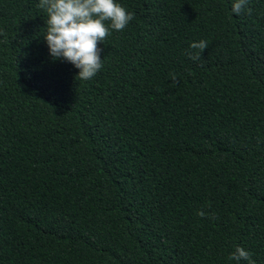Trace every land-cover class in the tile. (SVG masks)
<instances>
[{"label": "trees", "instance_id": "16d2710c", "mask_svg": "<svg viewBox=\"0 0 264 264\" xmlns=\"http://www.w3.org/2000/svg\"><path fill=\"white\" fill-rule=\"evenodd\" d=\"M115 2L85 81L0 0V264H264V0Z\"/></svg>", "mask_w": 264, "mask_h": 264}, {"label": "clouds", "instance_id": "9594fccd", "mask_svg": "<svg viewBox=\"0 0 264 264\" xmlns=\"http://www.w3.org/2000/svg\"><path fill=\"white\" fill-rule=\"evenodd\" d=\"M248 0H234L232 12L241 14L247 8ZM47 15V30L44 39L49 53L54 59H63L79 69L81 80L92 79L103 67L101 48L111 30L122 31L135 18L115 0H39L37 5ZM249 14L251 9L247 8ZM105 22H110V28ZM0 35H6L0 31ZM208 42L201 40L190 44V48L198 49L189 53L192 60H200L201 52ZM175 80V74H173ZM197 215L216 219L214 213L206 214L198 211ZM229 259L235 264L245 261L246 264H256L252 253L237 245L230 253Z\"/></svg>", "mask_w": 264, "mask_h": 264}]
</instances>
